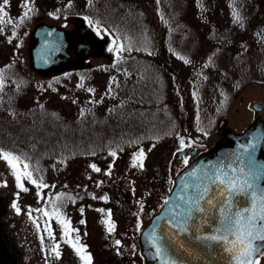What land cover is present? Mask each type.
Masks as SVG:
<instances>
[{
	"label": "rangeland",
	"instance_id": "rangeland-1",
	"mask_svg": "<svg viewBox=\"0 0 264 264\" xmlns=\"http://www.w3.org/2000/svg\"><path fill=\"white\" fill-rule=\"evenodd\" d=\"M29 1L36 4L40 2L41 8L23 12L21 0H11L12 5L8 7L0 0V5L7 13L3 22H0L1 69L14 63L17 65L15 71L39 80L41 75L31 70L29 62V38L33 26L40 21L71 33L77 27L73 19L75 13H88L90 7L94 10L100 8L103 11H92L91 15L99 23L107 25L109 31V27H113L110 31L112 37L114 35L117 39L115 33L119 30H128L133 36L125 40L122 32L119 35V39L128 44L125 43L124 52L131 55L124 62L119 60L122 72H130V69L124 71L125 66L134 67L138 72L143 68L152 71L155 93L160 95L165 92L166 98L170 99L169 103L163 105L172 122L164 138L151 141L147 147L140 145L134 153L128 150L118 156L105 155L102 159H95V163L88 158H81L64 168L52 167L41 173L46 187H38L40 184L37 182L32 183L16 161L17 167L13 169L0 152V205H7V209L14 212L12 216L4 215L2 220L10 218L9 224L18 235V244L26 254L27 263L41 264L54 260L52 250L57 247V238H61L58 248L61 247L63 259L69 260L72 245L66 242L64 235L72 231L76 222L80 225L83 211L88 223H92V251L96 261L102 260L108 255L105 249L118 248L110 247L113 242L105 235L111 236L116 231L117 238L123 239L128 229L138 227L139 219L147 221V217L160 206L173 175L185 164V158L177 155L182 150L181 138L185 141L183 149L186 150L188 161L192 157V149L197 150V153L208 150L222 137V133L216 129L220 115L226 120L225 127L240 132L252 122L251 105L257 101L263 108L253 118L257 115L264 119V56L260 58L254 53L255 47L264 50V0ZM255 8L260 10V20L253 24L250 20ZM191 21H196L194 26L198 25L197 29H190L193 25ZM158 27L162 29L158 43L161 62L155 61L154 40L150 33L152 28ZM98 28L102 31H98ZM78 30L85 33L81 27ZM94 30V34L107 43L101 47L99 57L89 55L85 59L93 66H98L108 63L112 42L111 37L107 36V29L98 25ZM205 30L219 33L222 39L214 45L213 42L210 45L202 42L199 37L205 34ZM258 34L263 37L260 39ZM96 36L92 38L96 40ZM173 36L172 44L178 51L177 54L169 55L170 44L167 41ZM225 36L232 37V42L224 43ZM189 39L190 46L187 44ZM241 43L246 45L242 46ZM222 45V52L216 60L212 58L213 63L209 59L201 60L207 47L217 51ZM114 52L112 59L115 60L121 52ZM202 76H207V80L202 79ZM154 120L156 123L160 118L155 117ZM125 128L123 135L126 138L141 136L136 127L132 129L126 125ZM141 151L142 159L139 156ZM141 163L143 167H140ZM93 165L99 171L94 170ZM107 169L109 172L104 178L105 183L111 182L109 191L106 187L98 186L103 171ZM125 172L132 176V182L123 186L121 184V188L114 190L113 182L118 184L119 177ZM17 173L21 175L22 188L17 187ZM14 203L19 207V212L13 207ZM43 207L52 219L53 236L48 233L47 215L41 213ZM109 210L110 217L107 215ZM110 225L114 226L111 232L108 231ZM120 252L125 253L124 247ZM258 260L259 264H264V253L259 255Z\"/></svg>",
	"mask_w": 264,
	"mask_h": 264
},
{
	"label": "trees",
	"instance_id": "trees-1",
	"mask_svg": "<svg viewBox=\"0 0 264 264\" xmlns=\"http://www.w3.org/2000/svg\"><path fill=\"white\" fill-rule=\"evenodd\" d=\"M258 15L260 10L253 9L250 18L253 24L260 20ZM191 22L190 29H197L196 21ZM119 31L114 32L118 37L121 32L125 40L133 37L128 30ZM186 36L185 43L189 33ZM203 37L218 38L217 35L199 38ZM225 40L229 44L233 38L225 36ZM190 42L189 39V46ZM209 52L204 54L206 60L214 58ZM254 53L260 58L264 56V50L258 47ZM119 60L94 65L95 69L88 61L71 63L62 69L39 71V80L15 71L14 63L8 62V67L0 68V150L18 157L16 163L22 167L28 165L27 169L23 167V172L32 173L31 178L26 175L30 181L42 184L41 173L52 167L64 168L81 158L95 163V159L112 153L116 156L128 150L134 153L138 146L147 147L151 141L165 137L172 122L163 105L170 99L165 92L155 93L152 71L143 68L138 72L125 66L124 71L130 69V72H122ZM202 77L207 80V76ZM155 117L160 118L156 123ZM126 125L136 127L141 136L126 138L123 135ZM107 172L108 169L103 171L98 186L109 191L111 182L105 183L104 178ZM131 177L128 172L122 174L118 184L113 182L114 190L131 183Z\"/></svg>",
	"mask_w": 264,
	"mask_h": 264
},
{
	"label": "water",
	"instance_id": "water-1",
	"mask_svg": "<svg viewBox=\"0 0 264 264\" xmlns=\"http://www.w3.org/2000/svg\"><path fill=\"white\" fill-rule=\"evenodd\" d=\"M30 39L31 65L41 71L77 59L85 55L89 47L84 39L71 46L64 30L45 23L34 27ZM261 109L260 103H253L254 113ZM218 123L217 127L221 128L225 122L221 119ZM183 153L181 151L179 154ZM240 169L244 170L243 173ZM249 172L255 174L257 188L264 187V119L260 118L240 132L224 128L223 137L208 151L198 153L173 175L160 207L138 233L143 264H170L173 260L178 264H233L232 255L225 251V245L198 237L213 234L221 226L220 208L226 197H221L223 186L213 183L214 178L221 173L243 178ZM204 188L211 189L205 200L211 198L215 206L200 201L203 211H196V197ZM249 206L248 196H238L234 198L232 210ZM190 208L189 231L177 233L170 221L173 217L180 219L182 214L187 215ZM181 244L183 247H180ZM157 245L162 249L160 255L156 254ZM254 246L260 251L264 250V242L259 239Z\"/></svg>",
	"mask_w": 264,
	"mask_h": 264
},
{
	"label": "flooded vegetation",
	"instance_id": "flooded-vegetation-1",
	"mask_svg": "<svg viewBox=\"0 0 264 264\" xmlns=\"http://www.w3.org/2000/svg\"><path fill=\"white\" fill-rule=\"evenodd\" d=\"M21 3H22L21 4V6H22L21 11H23V12L29 11V10L35 9V8H38V9L41 8L40 2H38L36 4V3L29 1V0H21ZM41 4H44V2H41ZM10 5H12V2H11V0H8V4L5 6L8 7ZM90 8H91L90 12L88 11V15L90 13L89 18H91L92 21H96L94 19L95 17H93L91 15V13H92V11H96V10L99 11L100 8L96 9V10H94L93 7H90ZM100 11H103V9H101ZM73 19H74V22H75L77 27L74 28V30H72L71 33L67 32L69 44L71 46H75L78 42H80L82 39H84L87 41L89 47L87 48L88 52L85 55H82V56L78 57L77 59H74V60L66 63L67 65H69L71 63H84V62H86L85 58H87L89 55L99 57L98 55H100L102 53L101 47H103V45H105L107 42L103 41V39L101 40L99 37H97L94 34L95 33L94 27L101 25V27L103 29H107V31H108L107 36H110L108 27H106L107 25H103L101 23H99V24L89 23L90 20H88L86 22L84 20L83 15H80L78 13L74 14ZM160 19H161V17H160ZM97 20H99V19H97ZM152 21H154V20H152ZM38 22H40V21H38ZM155 23H157V21H155ZM159 23H161V22H159ZM79 27L84 29L85 33H80V31L78 30ZM158 28L159 29H153L152 28L150 33L152 35L151 37L154 40L153 45L155 46V49H154L155 61L161 62V58L159 56L160 47H159L158 43L160 42L159 37L162 34L161 33L162 29L160 27H158ZM170 28H172V27H170ZM168 31H170V30H168ZM171 31H173V28L171 29ZM204 33H205L204 35L203 34H200V35H203V36H206V35L216 36L217 35L218 36V38H215V37L209 38V40H207V41L205 40V37H203V39H201L202 42H206L209 45L212 42L214 45L215 43L219 42V39H222L219 36V33H217V32H213V31L211 32V31L205 30ZM93 35L96 36V38H97L96 40H95V38H92V37H94ZM114 40H116V39L114 37H111V42H112L111 47L113 49L115 48V45L113 44ZM173 40H174V36H173V38H171L170 40L167 41L170 44V47L168 48L169 55H171L172 53L177 54L176 51H178L174 48V46L172 44ZM223 40H225V39H223ZM116 43L118 44L117 41H116ZM125 43L123 41L119 42V44L123 45V49L120 51L121 53L118 55V57H119V59H122L123 62L125 60H127L128 56L130 55V54L124 52V50H126V47H124ZM221 49H222V46L219 47V50H217V51H215L214 49H209L207 47V49L203 51L202 58H204L205 52L210 51L209 53L212 52L214 55V58H215L214 60H216V57L218 56L217 54L220 53ZM114 51L115 50L109 51L108 57H107L108 62L112 60L113 53H115ZM129 57H131V55ZM149 59L151 60V58H149ZM152 62H153V60H152ZM245 65H246V63H245ZM62 66H64V65H62ZM220 117H222V116H220ZM220 117H218L217 120ZM256 118H257V115H256ZM252 120H253V111H252ZM217 131H220L219 133L222 132L221 129H217ZM194 150L195 149H192V151H194ZM75 198H76L75 200L79 201L78 197H75ZM41 211H42L41 213H43V214L46 213V208L43 207ZM12 213H14V212H10L7 209V205H0V264H29V263H27V260L25 259L26 258L25 252L22 251V247L18 244V239H17L18 235L16 236V233L14 232L12 225L9 224L11 222V220H9L10 218L2 220L4 215L7 216L9 214L10 216H12ZM107 215L109 217L112 216L110 213V210L108 211ZM82 216H83V219L80 221H83V223L80 222V225H77L79 223L76 222L74 224V226H72L73 227L72 231L69 232L68 234L64 235L65 238L67 239L66 242H69L70 246L72 245L70 247L71 257L69 258V260L63 259V254L61 252L62 250H60L61 247L58 248L59 244L61 243L60 242L61 238H57L56 249H57V251H59V256H57L55 254V252H53L54 253V260H52V261L48 260L47 262H41V264L42 263L43 264H143L141 254L139 252V245H138L137 237H138L139 231L141 230V227H143L148 220L145 222H142V220L139 219L137 222L139 224L138 227L136 229L135 228L128 229L126 236L123 239L117 238V235H115L116 231L111 236L105 235V237L106 236L110 237V240H112V242H113V244L110 245V247H118V248H115V249L107 248V249H105V252L108 254L107 257L104 256V258L102 260L96 261L97 258H95L94 251H92L93 250V246H92V242H93L92 241L93 240L92 223L91 224L88 223V221H87L88 219L86 218L87 215L85 214L84 211L82 212ZM149 217H147V218L149 219ZM46 218L48 220V222H47L48 223V233H51V235L53 236L54 228L52 227V223H53L52 219L48 215ZM91 232H92V235H91ZM128 232H129V234H128ZM72 236H73V241L71 242ZM77 237H78V240H77ZM99 238H100V236L98 237V239ZM116 241H119L120 243L117 244ZM73 244H75V247H73ZM54 245H56V244H54ZM123 247L125 249V253L120 252L121 248H123ZM87 257H90V262L86 259ZM114 257L117 259H114Z\"/></svg>",
	"mask_w": 264,
	"mask_h": 264
},
{
	"label": "snow or ice",
	"instance_id": "snow-or-ice-1",
	"mask_svg": "<svg viewBox=\"0 0 264 264\" xmlns=\"http://www.w3.org/2000/svg\"><path fill=\"white\" fill-rule=\"evenodd\" d=\"M7 4L8 0H3V5ZM3 5H0V22H3V17L7 16ZM26 15L27 12H25V16ZM89 23H92V21H89ZM96 23L99 24L98 21ZM98 31H102V29L98 28ZM118 39L119 38L117 37V40ZM113 44L115 45V48L113 49L110 47L109 51L115 50L119 53L123 49V45L117 44L116 40L113 41ZM89 91H92V89H89ZM180 145L181 149L185 147V141L183 138L180 140ZM0 152H2V150H0ZM112 155H115V153H112ZM2 156L13 169H16L17 165L14 161L18 160V157H14L11 153L7 152H2ZM139 156L142 159V151L139 153ZM184 163L187 164V157H185ZM23 167L24 169H27L28 165L24 164ZM92 167L94 170L99 171L98 168H95V165ZM140 167H143L142 163L140 164ZM243 171V169H240L241 173H243ZM24 175L31 178L32 173L26 171ZM221 176H223V178H221ZM20 179L21 175L17 173V187L22 188L23 185L20 183ZM255 179V174L252 172H249L243 178L240 176H232L228 173H221L214 178L213 183H216L218 186H223L220 193L221 197H226L224 204L220 208L222 216L221 226L218 227L213 234L198 237L199 239L225 245V251L232 255L233 264H259V260L256 257L260 250L254 246V242L257 239L264 242V187L257 188ZM32 183L35 184L36 181L32 180ZM38 187H46V185L40 184ZM24 190L27 191V189ZM209 191H211V189L204 188L203 192L199 193L196 197L194 205L196 211H203V208L200 206V201H204L210 206H215L213 205V200L211 198L205 200V196ZM238 196H248L250 198V206L233 211L234 198ZM13 207L17 212L20 211L15 203L13 204ZM81 211H83V209H81ZM191 211L192 209L190 208L187 215L182 214L180 219L173 217L170 221L173 227L177 230V233H186L189 231L188 220L191 218ZM45 215H47V213H45ZM81 223H83V221H81ZM113 228L114 226L110 225L108 231H113ZM49 234L51 235V233ZM116 243L119 244L120 242L116 241ZM153 243H156L155 239L153 240ZM73 247H75V244H73ZM180 247H183V244H181ZM52 251L59 256V251H57L56 248H53ZM161 253L162 249L157 245L156 254L160 255ZM86 259L90 262V257H87ZM170 264H178V262L173 260Z\"/></svg>",
	"mask_w": 264,
	"mask_h": 264
}]
</instances>
